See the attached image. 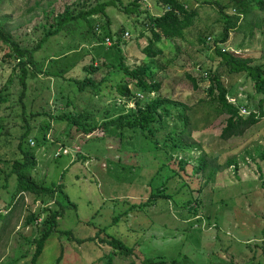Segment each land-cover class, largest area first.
Masks as SVG:
<instances>
[{"label": "rangeland", "instance_id": "374dc122", "mask_svg": "<svg viewBox=\"0 0 264 264\" xmlns=\"http://www.w3.org/2000/svg\"><path fill=\"white\" fill-rule=\"evenodd\" d=\"M36 1L46 6L44 0H0V17H8L7 28H13L18 36L24 31L29 33L35 19L27 20L30 14L26 13V9ZM133 1L115 0V4L106 7L108 21L102 17L99 22L108 24L111 35L102 33V26L97 27V35H101L98 39L104 41L102 48L119 42L129 66L151 63L153 76L160 88L150 96L174 99L189 107L186 112L193 114L191 138L206 152L207 163L217 167L215 180L206 181L203 171L192 175L189 160L181 167L176 153L168 157L160 147L153 155L147 150L149 148L141 149V142L133 140L135 133L132 131L125 130L122 139L112 135L114 130L111 134L101 129L88 135L80 133L75 126H69L66 120L56 116L60 111L75 110L73 105L66 103L67 96L73 93V85L45 72L36 75L34 67L29 69L26 96L22 100L24 115L22 103L18 101L19 85L15 78L18 70L13 71L10 58L4 61L7 47L0 39V91L5 98L0 101V185L5 179L10 180V186L14 185L15 176L9 177L7 173L15 160L24 157L18 147L19 137L27 126L37 127L41 123L29 114L41 110L50 112L52 128L47 131V138L55 145L40 144L31 153L35 161L31 177L45 185L61 183L76 208L63 211L57 206L63 212L58 219L59 228L71 230L73 237L52 234L39 258L40 264L54 263L58 256L62 257L61 261L54 264H105L108 258L111 264H143L145 258L158 256L167 264H172V259L181 253L183 256L178 257L181 263L188 264H264V177L259 172V165L263 166L264 172V162L255 151L256 147L264 146V117L242 135L223 137L228 113L216 110L215 102L211 104L212 95L206 91L210 80L205 70L212 66V72L221 75L223 84L228 88L235 85L231 87L230 101L242 100L254 106L252 110L260 111L259 102L264 99V93H252L254 81L246 72L230 73L216 48L249 58L252 65L264 66V12L259 11L258 25L252 32L248 31L251 18L244 17L237 24L243 29H232L228 40L221 41L223 13L214 1L225 6L226 14L234 16L233 0H180L187 3L188 8H196L198 14L184 38H163L156 42L163 53L152 59L143 51L151 33L145 27L144 12L136 17V13H127L124 8ZM147 7L153 14L161 12L156 0H142L140 9ZM56 9L61 10L59 4ZM86 30L87 25H77L71 33H60L45 41L34 52L37 65L46 69L50 59L58 56L64 63L66 56L63 54L68 53V63H77L72 70L66 71L65 77H81V66L91 57L85 53L95 52L98 48L97 44H91L97 41L95 38L83 35ZM33 33L27 35L28 43L38 41V31L37 36ZM200 35L203 38L210 35L211 39L202 41ZM105 36H109L110 41ZM92 77L95 81L106 77L109 84L115 78L112 73L109 75L105 65L95 70ZM107 82L104 80L103 85ZM90 96L88 92L81 95L77 92L78 109L86 106V109H93L100 115L106 105L118 108L126 103L125 97L118 95L114 88L109 94L104 89L101 98L90 99ZM135 100L136 97L128 100L126 109L133 106ZM174 111L177 112V109ZM248 111L251 108H241L240 112L247 116ZM186 138H189L187 134ZM67 141L71 145L59 156L57 150ZM28 143L34 146L37 142L32 139ZM199 153L200 150L192 152L194 156ZM229 160L235 162L229 164ZM164 165L174 170L167 167L161 169ZM172 173L180 177L192 175L196 202L201 201L197 205L193 202L196 208L188 206L191 198L187 192L189 187L183 186L176 192L178 181L170 177ZM157 187H163L166 195L171 197L153 199L152 194L157 195ZM10 195L6 188L0 186V207L3 211L10 208L7 207L9 202L14 203L10 227L0 238V264H28L35 245L23 238L33 239L38 230L34 225L24 227L26 215L43 208L45 204L34 200L33 194L28 192L16 194L14 199ZM53 204L48 198L47 205L51 207ZM134 204L139 206L132 207ZM107 235L124 241L133 248L132 253L122 254L116 250L103 240ZM18 247L21 253L26 248L30 249V254L23 257ZM189 252L190 256L184 257V253Z\"/></svg>", "mask_w": 264, "mask_h": 264}, {"label": "trees", "instance_id": "16d2710c", "mask_svg": "<svg viewBox=\"0 0 264 264\" xmlns=\"http://www.w3.org/2000/svg\"><path fill=\"white\" fill-rule=\"evenodd\" d=\"M141 1L142 0H134L130 5H126L124 8L127 13H136V17L144 12L146 16V18H144V24L151 33L148 36L147 44L143 47V51L147 57L154 59L157 55L163 53V49L158 47L156 42L162 41L163 38L170 40L184 38L186 30L192 26L198 11L196 8H188L187 3L180 0H156L161 8V12L159 14H153L148 7L144 10L140 9ZM207 1L213 2L214 0ZM43 2H46V6L41 5L40 1H36L26 9V13L30 14L27 20L33 21L35 19L33 27L29 29V33L24 31L18 36V34L12 30L13 28H7L6 21L8 17H0V39L7 47V51L4 54V61L10 58L9 61H12L14 66L13 71L15 72L18 70L15 76L19 85L18 101L22 103L23 98L26 96L29 69L34 67L36 69L34 70L36 75L37 73L45 72L48 76L55 77L56 79L60 78L73 85V93L67 96L66 103L68 106L73 105L75 110L67 112L60 111L56 116L61 120H66L69 126H75L80 133L88 135L101 129L103 132L111 134V131L114 130V134L112 135L116 134V136L118 135V137L122 139L125 130L132 131L135 133V139L133 140L139 143L141 142V149H143V147H145V149L149 148L147 150L153 155L160 147L168 154V157H170L172 153H176L178 163L181 167H184L189 160V167L191 168L192 175H196L197 172L203 171L206 175V181H214L217 167L210 162L207 163L206 152L197 141L191 138L193 131L191 128L193 114L186 112V109H189V107L174 99L161 96H150V94L158 91L160 88V84L157 83V80L153 76V66L151 63H144L137 67L129 66L122 54V49L119 47V42L112 47L102 48V46H104L102 44L104 41L98 39L101 35H97V27L102 26V33L105 35L110 36L111 34H109L110 29L108 24L105 22L100 23L99 19L102 17H105L106 20L108 19L106 7L115 4V0H44ZM214 2L221 8V12L223 13L224 26L222 28V37H220L221 41L228 40L232 29H243L241 26L237 27V24H239V20H242L244 17L249 16L251 18L248 24V31L252 32V29L258 25L259 11L264 12V0H233L236 9L234 16L226 14L224 10L225 6L220 5L218 1ZM57 4L61 7L60 11L56 9ZM34 10H37V12L34 13ZM77 25H87V30L83 32V35H90L92 39L95 38L97 41L91 44L92 46L97 44L96 47H98L97 49L95 48V52L90 51L91 53H85V55L91 57L86 64L83 63L81 66V72H83L82 76L65 77L66 71L69 69L72 70L77 63H68V53L63 54L66 56V61L64 63L63 60L58 59V56L50 59V64L46 69L42 66H38L34 56L35 50H38L42 44L52 36L60 33H71L77 28ZM18 26L19 25L15 27ZM37 31L39 33L38 41L28 43L27 35L34 32L33 34L37 36ZM109 36H105V38ZM200 38H202V41H208V38L211 39V36L207 35L206 38H203V36L200 35ZM124 43L126 42L124 41ZM68 49L71 50L69 47ZM216 51L223 57L224 63L230 73L246 72L254 81L255 89L252 92L253 94L264 93L263 65H252L250 63L251 59L239 57L226 49L222 50L216 48ZM102 62L103 65L108 67L109 75L112 73L115 76L114 79H111L110 84L106 77L100 81H95L92 77V73L103 66ZM211 69L212 66L205 68V70L208 71V78L210 80L206 91L209 95H212L211 104L215 102L216 106L214 108L216 110L221 113H228L227 125L224 128V132H222V136L223 133V137L225 138L234 135H242V133L251 125L255 124L259 118L264 117V99H260V111L252 110L254 106H250L242 100L230 101L228 97L233 91L231 87L235 85H231L228 88L223 84L221 75L217 72H212ZM104 80L108 81L106 85H103ZM9 82L13 83L11 79H9ZM112 88L116 90L118 95L125 97V106H127L128 100L136 97L137 100H135L134 105L129 107V109H126L125 106L109 108L108 105H106L100 112V115L96 114L93 109H86V106L78 109L76 105L77 98L75 97L77 92L80 95L88 92L91 94L90 99L92 97L101 98L104 89L109 94ZM1 94L2 92L0 93V101H3L5 98ZM63 95L64 94H62V97ZM246 107L251 108V111H248L249 115L243 116L240 111L241 108L247 109ZM174 109H177V112H175ZM22 110L25 115L23 103ZM115 110L116 112H114ZM29 115L32 116L33 120L40 121V125L44 123L37 127L36 125L31 127L27 126L21 133L18 147L23 152L24 157L15 160L11 166L10 172L7 173L9 177L15 176V183L13 186H10L8 182L10 180L5 179L4 183L0 186L6 188V192L11 194L10 196H12V199H14L16 194L28 192L29 194H33L34 200L45 204L43 208L31 211L27 214L24 223V227L34 225L38 230V235L33 239L27 236L23 238L24 241L26 240L28 243L33 242L35 245L28 264H40L39 258H41L40 256L43 254L46 242L52 234L58 233L59 236L68 235L73 237L71 230H62L59 228L60 221H58V219L63 216V212L57 208V206H60L64 211L70 207L76 208V204L65 193L61 183L57 185H45L37 182L35 178L31 177V169L35 163L34 159L31 157V153H33L40 144L50 143L51 145H55V143L47 138V131L52 128L50 126L51 113L41 110L40 112H32ZM169 123H171V126ZM117 130L118 133L116 132ZM186 134L189 138H186ZM32 139H35L37 142L34 146H30L28 143L29 140L31 141ZM70 143L71 142L68 141L63 142L60 149L57 147V154L60 156L66 149L68 150V146L71 145ZM147 145H150V147H147ZM193 150H200L198 156L192 154ZM255 151L257 156L264 162V146L256 147ZM234 162L235 161L231 160L228 161L229 164H233ZM164 167L170 168L164 165L163 167L161 166V169ZM262 167V165H259V172L260 176L264 177ZM173 173V176L171 175L170 177L178 181V190H176V192L181 190L183 186L189 187V191L187 192H189L191 198H189L187 203L190 209L196 208L193 202L197 205V203L201 201L197 200L196 202L194 194L195 189L193 187L195 180L192 179V175H189V177H180L177 173L175 175ZM162 185H165V183ZM198 188H201V186ZM157 190V195L152 194L153 199L160 196L171 197V195H166V191L163 187H157ZM48 198L52 199L54 203L51 207L47 205ZM13 204V201L9 202L7 207L10 206V208L7 211H3V208L0 207V238L10 227V220L14 210L12 209ZM137 206L139 205H132V207ZM26 211L29 212L30 209H26ZM103 240L112 245L116 250H119L122 254H131L133 251V248L116 237L107 235ZM18 248L23 257L30 254V249L26 248V251L21 253V248ZM182 254L183 253L174 257L172 259V264H188V262L181 263V258L178 257H181ZM190 254L191 252L184 253V257H188ZM61 258V256H58L54 263L60 262ZM8 264L14 263L11 262ZM105 264H111V259L108 258ZM143 264H167V262L158 256V258H145Z\"/></svg>", "mask_w": 264, "mask_h": 264}, {"label": "built area", "instance_id": "2783aa9c", "mask_svg": "<svg viewBox=\"0 0 264 264\" xmlns=\"http://www.w3.org/2000/svg\"><path fill=\"white\" fill-rule=\"evenodd\" d=\"M109 39H110V38H108L107 41H110Z\"/></svg>", "mask_w": 264, "mask_h": 264}, {"label": "clouds", "instance_id": "9594fccd", "mask_svg": "<svg viewBox=\"0 0 264 264\" xmlns=\"http://www.w3.org/2000/svg\"><path fill=\"white\" fill-rule=\"evenodd\" d=\"M109 38V37H108Z\"/></svg>", "mask_w": 264, "mask_h": 264}]
</instances>
